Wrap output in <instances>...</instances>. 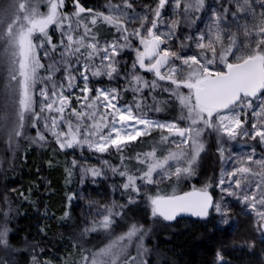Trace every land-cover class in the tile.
Here are the masks:
<instances>
[{
    "label": "snow or ice",
    "instance_id": "snow-or-ice-1",
    "mask_svg": "<svg viewBox=\"0 0 264 264\" xmlns=\"http://www.w3.org/2000/svg\"><path fill=\"white\" fill-rule=\"evenodd\" d=\"M0 137L14 157L24 142L96 156L73 158L69 181L77 168L81 183L120 178L112 192L125 202L90 201L59 264H148V221L227 226L233 205L264 243V0H0ZM209 140L214 177L185 190L204 175ZM75 198L52 218L70 220ZM141 204L143 223L129 216ZM15 211L5 195L0 264H18ZM30 247L31 264H51ZM214 264L229 261L218 251Z\"/></svg>",
    "mask_w": 264,
    "mask_h": 264
},
{
    "label": "trees",
    "instance_id": "trees-1",
    "mask_svg": "<svg viewBox=\"0 0 264 264\" xmlns=\"http://www.w3.org/2000/svg\"><path fill=\"white\" fill-rule=\"evenodd\" d=\"M82 2L86 6L103 10L108 0ZM144 3H152V0H144ZM30 134L32 135V132ZM208 144L209 154L201 160L200 171L204 175L188 181L189 187L185 190H190L193 184L200 187L208 178L214 177V170L217 167L215 149L211 147V140ZM6 148L9 155L5 162L6 168L0 169V200L3 201V197L7 195L16 210L9 225L12 228L10 243L20 249L16 260L18 264H31L30 246L39 244L44 250L41 258L51 261V264H59L56 257L65 254L67 238L78 230V225L83 224V219L74 206L80 185L79 172L74 170L69 181L65 171L73 155L70 152L58 151L54 143L41 146L24 142L23 148L16 151L14 158L13 151H8L6 142L0 137V159L6 153ZM83 157L80 155L78 160L99 166L95 155L87 152ZM113 163H116L115 158ZM119 181L120 178L116 177L97 178L93 182L88 177L86 187H89L90 193L87 202L98 201L103 204L115 199L118 203H124L125 198L119 192L115 194L112 192V185ZM20 192L28 195V200L20 199L18 195ZM72 193H76V198L71 203L72 218L67 222H58L52 218V214L54 213L56 217L62 215L68 207L67 198ZM129 207L131 209L129 216L143 223V205ZM231 217L232 225L226 229L217 227L215 219L211 218L207 222L186 218L171 223L162 221L153 224L148 221L145 226L152 229L144 240L145 247L149 249L145 257L148 264H214L218 251L227 256L234 247H244L248 252L243 253L239 260L233 259L229 264H264V243H261L254 230V217L245 215L239 205L232 206ZM41 229L44 232H41ZM89 239L100 244L103 238H97L93 234ZM253 240L255 248L250 249L248 244Z\"/></svg>",
    "mask_w": 264,
    "mask_h": 264
},
{
    "label": "rangeland",
    "instance_id": "rangeland-1",
    "mask_svg": "<svg viewBox=\"0 0 264 264\" xmlns=\"http://www.w3.org/2000/svg\"><path fill=\"white\" fill-rule=\"evenodd\" d=\"M209 2H210V0H209ZM32 135H35V130H32ZM8 151H12V150L9 149ZM5 152L6 153L0 159V169L6 168V164L7 163H5V162L7 161V158H8L7 155H9V152H7V148H6ZM69 152L72 153L73 158H75L77 160H78L79 156L81 155L79 150H75V151H73V150H67L66 151V153H69ZM87 152H88L87 150L84 151V153H87ZM15 155H16V152H15ZM81 163H83V162H81ZM88 164H90V163H88ZM77 172H79L78 168H77ZM87 178L88 177L84 178L83 183H81L80 182L81 181V176H80V172H79V184L80 185H79L78 192H77V200L74 203V206L78 209L79 215H80L81 219H83V222L86 219H90V217H88V215H87L88 212L90 211V209L88 207V204H89L90 201L87 202V199H88V196H89L88 194L90 193V191L88 193L89 187L88 188L86 187V180H87ZM81 196H82V198H81ZM2 203H3V201L0 200V206L2 205ZM215 225L217 227L222 228V229H226V228L230 227V225H232V224H231V220H230L229 225H227V226H221V225L218 224V219H215ZM146 237H148V235ZM132 251H134V249H132ZM245 252L247 253L248 251L244 247H239V248H235L234 247V250L231 251L229 253V255L225 256V258L230 263H232V260L233 259H238L239 260L240 257H241V255L243 256V253H245ZM240 253H242V254H240Z\"/></svg>",
    "mask_w": 264,
    "mask_h": 264
},
{
    "label": "water",
    "instance_id": "water-1",
    "mask_svg": "<svg viewBox=\"0 0 264 264\" xmlns=\"http://www.w3.org/2000/svg\"><path fill=\"white\" fill-rule=\"evenodd\" d=\"M183 218L190 219V220H193V221H195V220L196 221H204V220H201L200 218L193 217V216H190V215H183L181 217H177V220H180V219H183ZM172 222H175V221H172ZM167 223H171V222H167Z\"/></svg>",
    "mask_w": 264,
    "mask_h": 264
}]
</instances>
